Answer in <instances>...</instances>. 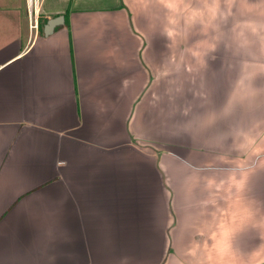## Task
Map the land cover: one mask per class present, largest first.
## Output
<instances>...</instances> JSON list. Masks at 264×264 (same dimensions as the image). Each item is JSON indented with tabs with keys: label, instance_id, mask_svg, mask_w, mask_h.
<instances>
[{
	"label": "crops",
	"instance_id": "crops-1",
	"mask_svg": "<svg viewBox=\"0 0 264 264\" xmlns=\"http://www.w3.org/2000/svg\"><path fill=\"white\" fill-rule=\"evenodd\" d=\"M90 1L112 7L119 3ZM200 1L189 0L173 12L167 9L160 53L167 56L168 66L155 74L156 86L164 88L162 96L154 88L150 93L151 117L146 108L130 114L125 107L127 94L135 99L142 91L145 70L125 80L126 87L139 86L137 93H113V77L96 76L91 34L81 28L88 15L75 7L81 0L73 7L80 10L68 13V25H48L44 35L0 10L2 16L15 18L0 28L2 263L111 264L108 249L100 246L95 253L94 245L113 242L107 236L109 215L116 210L110 197L113 177L127 180L123 169L135 155L144 164L142 172L149 162L157 171L152 169L151 181L142 175L134 194L149 192L162 200L152 207L159 222L148 223L157 233V240H149L157 243L149 264H161L163 256L162 264H264V0ZM98 11L105 16L119 13ZM188 37H203V66L197 47L186 44ZM198 65L206 72L199 87L188 80L180 89V75L191 76ZM180 68L184 72L177 75ZM166 96L161 109L166 112L160 107L155 112ZM114 97L116 108L111 106ZM179 101L183 120L173 110L172 103ZM130 124L136 143L129 135ZM115 192L128 213L127 221L118 222L119 264H144L138 245L146 239L139 215L147 206H134L130 191ZM81 195L92 197L85 208L89 235ZM130 210L136 218L132 228L136 224L142 231L129 233ZM61 212H69L71 220L62 222ZM23 218L35 222L33 227L40 223L47 228L50 236L39 238L44 252L39 247L15 249L11 227L16 231ZM100 228L104 236L97 235Z\"/></svg>",
	"mask_w": 264,
	"mask_h": 264
},
{
	"label": "rangeland",
	"instance_id": "rangeland-1",
	"mask_svg": "<svg viewBox=\"0 0 264 264\" xmlns=\"http://www.w3.org/2000/svg\"><path fill=\"white\" fill-rule=\"evenodd\" d=\"M44 1V11H47L49 8L53 9H60L67 7L69 4V12L74 13L75 10L80 9H74L75 0H36V10L33 14H29V9L27 6V0H0V10L5 12H12L14 16L18 18V21H21L22 25L26 26H34L35 20H37L38 14L40 12V9L42 7V3ZM119 3L116 6H108V5H91L94 6L92 10H85L84 8H88V6L81 7L80 11L77 12H86L88 15V19L85 21L86 26L81 25V28L85 29L87 32L89 31L90 40H92V59H91V66L93 68H96V76L101 78L107 75V77H113V84H112V91L114 92H126L129 93L132 91H135L137 93L139 86L132 85L131 83L128 84L129 86L126 87V78L133 80L135 79L138 74H142L143 70L146 71L147 75V81L145 80L143 82L144 86L142 88V91L137 95L135 99H133V96L130 94H127L128 98L126 101L128 103H125V107L130 108V114L132 112H137L139 109L146 108L145 114H149L150 117L152 116V110H153V103L150 100V93L152 89L159 90L161 92L163 91V86L160 85L158 88L153 81L155 78V74L157 71L162 72V67H167V56H165V53H160V36L161 34H164L165 27L167 28V21L165 20L168 16V8L171 7L172 12L174 9L178 10L180 9L185 3L189 2V0H177L178 4H164L161 0H127L126 3H123L122 0H118ZM199 1V0H196ZM204 1V0H201ZM200 3L202 4V2ZM218 0H210V3L217 2ZM83 6L82 4H77L75 7ZM106 6V7H105ZM117 7V8H116ZM38 8V9H37ZM83 8V9H82ZM102 10L104 11H117L119 10V13H117L114 16H105L102 13H98ZM43 11V9H42ZM222 12L221 8L218 10V13ZM216 13V12H215ZM99 14V15H98ZM189 13L187 12V15ZM3 15L8 16H2L0 13V28L5 26L9 27V25L14 22V17L10 13H4ZM6 17V18H3ZM52 19V18H50ZM35 29V28H34ZM193 39L191 37L187 38L186 44L191 45L194 47H197V58L202 60V64L200 66H203L206 63V59L204 58L203 54V47L200 44L199 41L203 42V37ZM193 40L194 43H193ZM146 43V46H145ZM190 55V53H188ZM188 55L186 60L188 59ZM154 63V65H153ZM199 65L195 69L194 73L195 75H180V80L178 82V87L180 89H185V85L188 82V80L196 81L197 85L196 88L199 87L200 81L204 79L206 76L205 69L202 70ZM194 67L193 64H190V68ZM184 72V69H178V72L176 71V74L179 75ZM150 73V74H149ZM173 75V74H172ZM125 81V82H124ZM134 87V88H133ZM149 90V91H148ZM148 91L147 94H145ZM169 100V97L166 96L164 101H161L159 106L155 107V112L160 107L161 113H165V110H161L164 103ZM185 102V101H184ZM173 110H177L179 112L178 120H183L184 112L183 107L181 108V101L179 102H173ZM111 106L116 108L117 102L115 100V97L111 103ZM129 114V115H130ZM168 121V119H167ZM160 122V121H158ZM166 122V121H165ZM164 122V123H165ZM183 122V121H181ZM165 126V124L163 125ZM172 124L170 125V127ZM129 130L131 131L129 135L132 136L133 140H137V137L135 136V129L134 126L130 124ZM172 135V133H170ZM183 133L180 134V136ZM124 154V153H122ZM133 156V157H132ZM135 157V158H134ZM129 166L126 169H123V173L125 177L128 176L127 180L122 179L121 175H118L120 173V170L116 172L118 175V178L116 180V177L114 175L113 182L115 183L114 189L112 190V193L110 195L112 199V206L113 209H116L114 212L110 213L109 218L112 221V226L107 231V236L113 240V242L109 243L108 245L102 244V245H94V251L95 253H99V247H103L104 249H108L107 256L108 261L111 264H116V262L119 264V261L121 260V254L118 251L122 245L117 244L115 241L119 239V234L121 233L120 226L118 225L119 220L121 222L125 220L128 217L127 211H125L124 207H120L119 200L120 198L115 195V190L118 189V192L120 194L125 193V191H130L131 195L129 196V200L131 199V203L135 206L136 204H144L147 206L143 211L140 212L139 220L141 222H144V237L145 241L143 243H139L138 249L141 251L142 255V261L144 264H149V258L152 257V250H155V257H156V250H157V243L155 242H149V240H153L155 237V240H157V233L156 228L154 229L153 226H149L148 223L152 224L153 220L154 222H159L157 220V210H152L153 206H158L162 203L161 197H157V195L153 193H140L138 195L134 194L135 189L138 184V190L141 188V176L144 175V181L146 179H150L152 176V169L154 171H157V169H154V166L149 162L145 163L144 166V172H142L143 169V163L140 162V158H136L135 155H131L128 161ZM151 168V169H150ZM92 174V172H91ZM153 179V178H152ZM150 179V181L152 180ZM116 181V182H115ZM117 184V186H116ZM121 184H123V187H121ZM82 197V198H81ZM89 196H80L79 203L82 205V215L85 222V227L87 228V234H90L89 230V223H90V217L87 210H85L86 206L89 205L90 202ZM106 198V197H104ZM107 199V198H106ZM150 206V207H149ZM98 209V208H97ZM99 210V209H98ZM100 211V210H99ZM32 214V213H31ZM30 214V215H31ZM61 216V220L68 221L71 220V215L69 212H61L59 213ZM160 214V219L162 221H165V216L163 213ZM29 215V216H30ZM104 215L107 218L108 213H104ZM132 216L134 219H132ZM35 218H32V221ZM39 219V217H38ZM135 214L132 210L129 211V233L131 234V231L137 230L142 231V226H139L137 228V225L135 224V229L132 228L133 223L135 222ZM169 219H171V222L173 221V216L170 218L169 213ZM127 221V219L125 220ZM32 223L35 224V222H30L28 219L23 218L21 221V224L18 225V229L15 231L13 227H11V239L15 240V249L19 251L31 250L32 247H39L40 252H44V247L42 246L41 240H39L40 237L47 238L50 236V233L48 232L47 228L43 229L40 227V223H38L37 228L33 227ZM36 225V224H35ZM72 232V228H70ZM101 233H98V236H104V229H99ZM103 231V232H102ZM2 230H0V242L3 241V237L1 236ZM62 233V230H61ZM92 237V235H91ZM4 242V241H3ZM41 242V243H39ZM155 244V245H154ZM96 246V247H95ZM126 245H123V252H125ZM5 247L0 248V253H4ZM38 253V250H35ZM123 257V256H122ZM118 259V261H116ZM165 256L162 257V262L164 261ZM131 262V255L129 258ZM134 262L136 263L137 260L134 259ZM161 262V264H162ZM0 264L2 263L1 257H0Z\"/></svg>",
	"mask_w": 264,
	"mask_h": 264
},
{
	"label": "trees",
	"instance_id": "trees-1",
	"mask_svg": "<svg viewBox=\"0 0 264 264\" xmlns=\"http://www.w3.org/2000/svg\"><path fill=\"white\" fill-rule=\"evenodd\" d=\"M69 2H71V0H69ZM81 4L83 6H80V8L88 6V8H86V9L94 8V6H91V5H97L94 3V1H90V0H81ZM42 9H43V11H42ZM50 10H51V8H49L47 11H44V1H43L42 7H41L40 12H39L38 17H37V30H38V33L40 35H44V28L48 24L49 19L46 18L47 14H50V16H52V18H55L58 16H63V24L62 25H68L69 4L67 7L66 6L64 7V10L62 12L59 11L56 13H52V11H50ZM62 25H55L53 28L56 29Z\"/></svg>",
	"mask_w": 264,
	"mask_h": 264
},
{
	"label": "water",
	"instance_id": "water-1",
	"mask_svg": "<svg viewBox=\"0 0 264 264\" xmlns=\"http://www.w3.org/2000/svg\"><path fill=\"white\" fill-rule=\"evenodd\" d=\"M63 22V16H58V17H55V18H52L48 21V24L45 26V28L50 25V26H55V25H58L60 23Z\"/></svg>",
	"mask_w": 264,
	"mask_h": 264
},
{
	"label": "bare ground",
	"instance_id": "bare-ground-1",
	"mask_svg": "<svg viewBox=\"0 0 264 264\" xmlns=\"http://www.w3.org/2000/svg\"><path fill=\"white\" fill-rule=\"evenodd\" d=\"M36 0H27V6L29 9V14H31L32 7L35 6Z\"/></svg>",
	"mask_w": 264,
	"mask_h": 264
},
{
	"label": "built area",
	"instance_id": "built-area-1",
	"mask_svg": "<svg viewBox=\"0 0 264 264\" xmlns=\"http://www.w3.org/2000/svg\"><path fill=\"white\" fill-rule=\"evenodd\" d=\"M33 28H37V20H35V25L34 26H32Z\"/></svg>",
	"mask_w": 264,
	"mask_h": 264
}]
</instances>
